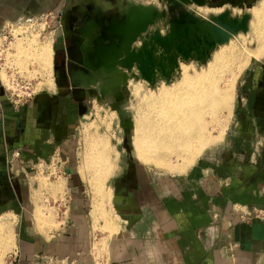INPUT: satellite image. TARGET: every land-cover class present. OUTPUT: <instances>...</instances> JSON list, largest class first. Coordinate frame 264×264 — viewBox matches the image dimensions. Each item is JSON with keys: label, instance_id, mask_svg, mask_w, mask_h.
Masks as SVG:
<instances>
[{"label": "rangeland", "instance_id": "374dc122", "mask_svg": "<svg viewBox=\"0 0 264 264\" xmlns=\"http://www.w3.org/2000/svg\"><path fill=\"white\" fill-rule=\"evenodd\" d=\"M256 1L206 0L213 8L228 5L240 9L249 8ZM182 2L184 0H38L37 6L22 8L18 16L1 26L0 105L6 103L22 113L28 103L38 102L41 97L43 106L40 112L51 113L54 124L45 128L44 134L41 122H35L26 141L22 136L21 155L14 157L15 166L10 163L5 170L0 169V216L13 215L17 220L14 227L16 245L4 255L5 264H19L18 260L26 255L24 252L35 256V264L38 261V264H74L57 257L59 243H68L70 249L66 251L72 253L76 249L74 254L79 253L78 256L83 255L89 260L75 264H108L110 242L131 222L132 217L127 219L129 213L138 211L134 196L141 194L142 203H147L150 196L157 197L159 202L162 199L164 203L163 197L166 196L155 194L153 186L162 192L159 187H165V180L193 173L204 156L222 144L223 141L206 148L183 174L142 164L133 153L135 110L130 82L137 80L139 50L143 49L145 56L147 50L143 48L144 44L138 45L140 34L132 35L128 21L130 18L136 21L137 16H132L133 13L142 11L150 18L160 15L174 24L195 23L196 16ZM119 24L123 26V32L118 29ZM148 25L144 34L153 37L152 23ZM206 33L210 34V31ZM28 39L38 40L39 44L34 42L31 46L30 43L34 51L41 43L51 42L52 70L44 68L40 59L20 54V60L17 44L21 41L27 45ZM58 41H64L68 54L63 77L65 90L62 91H58L55 76ZM107 47L110 49L105 53L100 52ZM16 60L22 64L14 62ZM1 72L8 79L7 83L3 82ZM235 72L238 78L234 88V106L231 116L223 123L227 127L226 133L242 103L248 110L264 106V58L251 57L242 71ZM49 97L75 101L72 102L73 109L77 108L78 113L73 111L69 114L61 110L59 102L49 104ZM36 115L35 119L38 118ZM93 129L105 136L111 149L119 153L118 168L105 182L106 192L110 190L105 204L112 208V216L118 225H115L114 229L118 230L114 233L105 227L102 219L92 216L93 195L79 171L86 134ZM212 131L213 135L217 134V130ZM95 146L94 152L100 148ZM173 197V201H179L176 195ZM163 203L157 205L164 206ZM37 208L44 216V225H40V229L33 217ZM100 249L102 254L98 252Z\"/></svg>", "mask_w": 264, "mask_h": 264}, {"label": "bare ground", "instance_id": "6f19581e", "mask_svg": "<svg viewBox=\"0 0 264 264\" xmlns=\"http://www.w3.org/2000/svg\"><path fill=\"white\" fill-rule=\"evenodd\" d=\"M182 3L196 16L195 23L174 24L160 15L150 18L142 11L133 13L136 21L134 18L128 21L132 35L140 34L138 45L144 44L147 50V56L143 49L139 50L137 80L130 82L135 110L133 153L142 164L176 173H186L206 148L224 139L227 127L223 123L234 106L238 78L235 70L242 71L251 57L264 58V0H257L246 9L228 5L213 8L206 0ZM149 23L154 29L153 37L144 34ZM209 31L212 36L206 33ZM28 40L27 45L18 42V57L21 54L40 59L44 68L52 70L51 42L41 43L34 51L31 46L34 42L39 44L38 40ZM1 76L7 83L5 74L1 72ZM212 130H217V134L213 135ZM105 139L97 129L86 134L79 171L93 195L92 216L102 219L114 233L118 230L114 229L117 223L112 208L105 204L110 191L106 192L105 182L118 168L119 153ZM95 145L100 148L94 152ZM33 213L35 225L40 229L44 216L40 208ZM12 216H0V264H5L4 255L16 245L17 220Z\"/></svg>", "mask_w": 264, "mask_h": 264}, {"label": "crops", "instance_id": "0c3cea01", "mask_svg": "<svg viewBox=\"0 0 264 264\" xmlns=\"http://www.w3.org/2000/svg\"><path fill=\"white\" fill-rule=\"evenodd\" d=\"M37 5L38 0H0V28L22 8ZM241 106L222 144L193 173L168 178L159 187L162 192L153 186L155 194L166 196L164 203L153 196L142 203L141 194L134 196L138 211L129 213L131 222L110 242L108 264H264V106ZM41 107L31 102L21 113L0 105V169L7 167L8 150L22 147V137L13 143L18 129L25 140L37 121L44 134L54 126L52 114L41 113ZM174 195L179 201H173ZM58 249L55 256L61 261H89L74 254L76 249L66 251L68 243H59ZM24 253L19 264H35V256Z\"/></svg>", "mask_w": 264, "mask_h": 264}, {"label": "flooded vegetation", "instance_id": "af4514ba", "mask_svg": "<svg viewBox=\"0 0 264 264\" xmlns=\"http://www.w3.org/2000/svg\"><path fill=\"white\" fill-rule=\"evenodd\" d=\"M118 29H120V27H118ZM121 32H123V30L121 29ZM123 36V35H122ZM114 46H111V48H113ZM107 49H110L109 47L107 48H102L100 49L101 51L100 52H106ZM55 50L58 52H56V57H55V69H56V72H55V76H56V86L58 88V91H62V90H65V85L63 83L64 81V75H65V66L67 65V59H68V54H67V51H66V48H65V43L64 41H58L57 42V46L55 48ZM63 98H61L60 100H57V99H52L51 97H49L47 99L48 103L51 104L52 101L53 102H59L60 104V108L61 110H65V112L67 111V113H71L73 111H75L76 113H78V109L76 108L75 110L73 109V103H76L75 101H68L67 99L66 100H62ZM43 101V98L41 99H38V102H35V101H31L32 103H36V104H39L41 106H43L41 103ZM30 102V103H31ZM73 102V103H72ZM29 103V104H30ZM69 104V105H68ZM42 108V107H41ZM23 113V112H22ZM20 121V119H19ZM18 128H20V124L18 126ZM22 132L20 129H18V132L15 133L14 135V141L13 143L15 144V142H17L18 144L20 143V140H21V137H22ZM13 148V147H12ZM20 150H22L21 147H19V145H17L16 147H14V150H8L7 152V156L5 158V165L8 167L10 165V163L12 164V167L15 166V164L13 163L14 160L16 158H14L16 155H21V152Z\"/></svg>", "mask_w": 264, "mask_h": 264}]
</instances>
